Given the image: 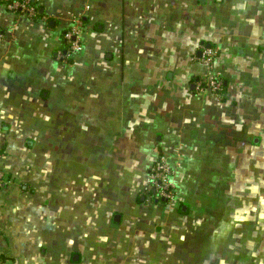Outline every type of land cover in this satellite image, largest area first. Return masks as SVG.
<instances>
[{
  "label": "crops",
  "instance_id": "obj_1",
  "mask_svg": "<svg viewBox=\"0 0 264 264\" xmlns=\"http://www.w3.org/2000/svg\"><path fill=\"white\" fill-rule=\"evenodd\" d=\"M0 0V264H264V0ZM84 51L56 52L75 17ZM53 24V25H52ZM203 45L226 97L198 94ZM160 157L178 198L145 195Z\"/></svg>",
  "mask_w": 264,
  "mask_h": 264
},
{
  "label": "built area",
  "instance_id": "obj_2",
  "mask_svg": "<svg viewBox=\"0 0 264 264\" xmlns=\"http://www.w3.org/2000/svg\"><path fill=\"white\" fill-rule=\"evenodd\" d=\"M32 0H19L10 2L8 8L14 13L30 19H39L38 5H32ZM84 23L82 17H75L70 28L63 36V47L55 55V58L63 64H72L74 59L84 51L83 43ZM202 63L205 72L195 82V91L198 94L211 92L219 101L226 97L223 79L216 73L215 63L218 51L211 46L203 45L201 48ZM1 157V153H0ZM176 169L167 157H160L153 165L147 180L145 195L149 199L172 204L178 198L177 185L175 183Z\"/></svg>",
  "mask_w": 264,
  "mask_h": 264
},
{
  "label": "trees",
  "instance_id": "obj_3",
  "mask_svg": "<svg viewBox=\"0 0 264 264\" xmlns=\"http://www.w3.org/2000/svg\"><path fill=\"white\" fill-rule=\"evenodd\" d=\"M31 4L32 5H35V4H37V2H35L34 0H32L31 1ZM38 9H39V18H42V17H44V15L41 13V9L38 7ZM211 47H212V45H210ZM225 91H226V88H225Z\"/></svg>",
  "mask_w": 264,
  "mask_h": 264
},
{
  "label": "rangeland",
  "instance_id": "obj_4",
  "mask_svg": "<svg viewBox=\"0 0 264 264\" xmlns=\"http://www.w3.org/2000/svg\"><path fill=\"white\" fill-rule=\"evenodd\" d=\"M30 19V18H29ZM32 20H36V19H32ZM262 199H263V201H264V194H262Z\"/></svg>",
  "mask_w": 264,
  "mask_h": 264
},
{
  "label": "water",
  "instance_id": "obj_5",
  "mask_svg": "<svg viewBox=\"0 0 264 264\" xmlns=\"http://www.w3.org/2000/svg\"><path fill=\"white\" fill-rule=\"evenodd\" d=\"M41 13H43V11H41ZM53 25V24H52ZM161 201H163L164 202V200H161Z\"/></svg>",
  "mask_w": 264,
  "mask_h": 264
}]
</instances>
